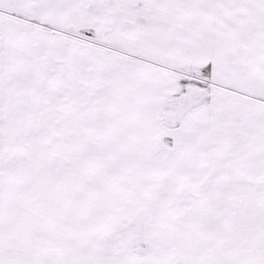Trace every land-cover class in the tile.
Listing matches in <instances>:
<instances>
[{
    "label": "snow or ice",
    "instance_id": "1",
    "mask_svg": "<svg viewBox=\"0 0 264 264\" xmlns=\"http://www.w3.org/2000/svg\"><path fill=\"white\" fill-rule=\"evenodd\" d=\"M0 264H264V0H0Z\"/></svg>",
    "mask_w": 264,
    "mask_h": 264
}]
</instances>
